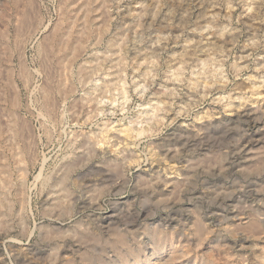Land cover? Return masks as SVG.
<instances>
[{"label": "rangeland", "instance_id": "374dc122", "mask_svg": "<svg viewBox=\"0 0 264 264\" xmlns=\"http://www.w3.org/2000/svg\"><path fill=\"white\" fill-rule=\"evenodd\" d=\"M134 263L264 264V0H0V264Z\"/></svg>", "mask_w": 264, "mask_h": 264}, {"label": "bare ground", "instance_id": "6f19581e", "mask_svg": "<svg viewBox=\"0 0 264 264\" xmlns=\"http://www.w3.org/2000/svg\"><path fill=\"white\" fill-rule=\"evenodd\" d=\"M58 47H59V46H58ZM62 49H63V48H62ZM72 51H73V49H72ZM2 164H3V163H2ZM251 222H252V220H251ZM253 223H254V221H253ZM254 224H255V223H254ZM254 224H251V228H253L254 230L257 229V230L259 231L260 228L258 229V226H257V227L255 226V227H256V228H255V227H254ZM259 225H260V224H259ZM249 226H250V225H249ZM249 226H248V227H249ZM236 229H237V227H236ZM254 232H255V231H254ZM134 264H135V263H134Z\"/></svg>", "mask_w": 264, "mask_h": 264}]
</instances>
